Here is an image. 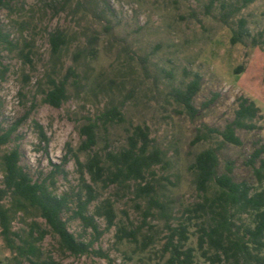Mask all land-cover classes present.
Instances as JSON below:
<instances>
[{"label": "rangeland", "instance_id": "obj_1", "mask_svg": "<svg viewBox=\"0 0 264 264\" xmlns=\"http://www.w3.org/2000/svg\"><path fill=\"white\" fill-rule=\"evenodd\" d=\"M244 1L218 0L212 5L211 0H9L0 11V28L15 43L12 49L0 46V135L16 127L10 142L0 148V182L3 156L18 148L21 165L34 180L45 181L56 195L69 194L75 201L82 182L74 153L86 162L95 153L105 157L110 151L119 152L137 125L150 129V137L166 155V162L156 166L154 174L148 173L146 182L156 185L167 212L154 206L146 222L148 199L137 196L135 181L106 187L87 176L98 194L89 215L110 200L117 218L107 228L105 217H96V232L85 229L73 212L64 214L69 231L79 241L93 242L85 255L62 249L37 210H20L14 232L24 238L30 237L33 227L48 232L38 243L43 259L53 257L60 264H168V224L190 222L187 247L195 250L198 263L210 264L199 250V220H188L187 209L202 201L191 165L201 151L221 146L222 139L197 144L194 140L204 125L223 130L232 122L241 96L260 108L258 129H238L242 145L221 146L219 172L225 173L231 163L236 182L259 188L249 162L258 143H264V0L246 7ZM228 11L234 13L230 18L225 16ZM240 19L247 21L251 37L232 44ZM57 31L66 34L68 43L54 56L50 38ZM28 51L32 64L22 55ZM71 67L78 78L69 80L68 99L59 108L44 103L49 76L61 80ZM196 76L201 81L194 100L199 113L192 119L173 91L185 88ZM114 105L122 109L126 122L102 127L95 148L78 152L83 141L80 128ZM39 126L48 143L41 140ZM57 166L62 172L55 170ZM74 201L71 206L76 209ZM4 204L11 207L12 198ZM123 226L139 231L138 243L118 242V229ZM148 237L153 243L144 248ZM15 256L0 226V264H17ZM22 264L30 263L24 259Z\"/></svg>", "mask_w": 264, "mask_h": 264}, {"label": "trees", "instance_id": "obj_2", "mask_svg": "<svg viewBox=\"0 0 264 264\" xmlns=\"http://www.w3.org/2000/svg\"><path fill=\"white\" fill-rule=\"evenodd\" d=\"M216 1L218 0H211V4L214 5ZM253 1L245 0L243 7ZM8 2L9 0H0V11L8 5ZM233 14L232 11H228L225 16L230 18ZM245 37H251V33L247 28V21L240 19L238 29L233 31L231 42L232 44L244 42ZM50 42L53 55L58 56L68 40L64 32L57 31L51 35ZM253 43L255 46L259 45L257 39H253ZM0 46L11 49L15 47L11 35L2 28H0ZM22 55L26 62L33 63L31 51ZM80 57L81 55H77V58ZM70 78L77 81L78 73L74 67H71L61 80L49 76L50 87L44 92L43 102L55 108L61 107L68 99L67 86ZM200 88L201 81L199 76H196L185 88L173 91L176 102L192 119H195L199 113L194 100ZM260 112V108L253 100L241 96L238 98V109L234 120L223 130L204 125L199 130L194 143L220 137L221 146L242 145L243 142L237 130L258 129L255 120L260 116ZM125 122L126 117L117 105L106 109L95 119H89L88 123L80 128L83 141L78 152L88 153L95 148L99 140V130L102 127L107 128L109 125ZM39 128L41 140L48 143L46 132L41 126ZM15 129L16 127L0 135V148L10 142ZM221 146H210L201 151L191 165L194 184L202 201L187 209V212L188 220L191 221L192 218L199 220L197 232L201 256L210 264H264V143H258L249 162L259 185L258 189H254L246 182H236L233 177L234 167L231 163L227 164L226 172L220 174ZM70 151L73 150L70 149ZM74 157L82 182L75 195V201L69 194L56 195L45 181L34 180L21 165L22 155L18 148L3 156L4 179L0 182V226L8 248L16 254L17 264H22L24 259L30 264H60L53 257L43 259L38 247V243L48 234L47 231H37L38 229L33 227L29 238H24L13 231V221L20 210L29 207L37 210L50 228L49 232L59 239L62 249L75 256L91 252L93 242L79 241L69 231L64 218L65 213L73 212V216L82 221L85 229L93 228L96 232H98L96 217H105L108 223L107 228L114 226L117 215L110 200L103 201L96 206L94 214L89 215L90 207L98 199V194L94 185L88 181V175L93 183L102 182L106 187L113 184L123 186L135 181L137 196L147 198L149 203L145 222L152 216L151 209L154 206L160 207L163 214L167 212L166 206L158 199L156 185L146 182V175L154 174V168L166 162L165 153L150 137V129L147 126H132L127 145L119 152L110 151L105 157L95 153L90 155L86 162L81 161L78 154L74 153ZM55 170L62 172V167L57 166ZM144 182H146L145 185ZM8 197L13 200L11 207H6L4 204ZM73 201L76 209L71 206ZM190 226V222H180L176 226L168 224L169 236L165 244V251L170 254L168 264H201L196 260L195 250L187 247ZM138 232L124 226L120 227L117 240L138 243ZM36 233L39 235L36 236ZM13 236H16L19 242ZM152 243V238L148 237L143 242V246L148 248ZM96 253L100 257L109 258L103 251H96Z\"/></svg>", "mask_w": 264, "mask_h": 264}]
</instances>
